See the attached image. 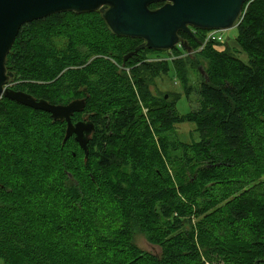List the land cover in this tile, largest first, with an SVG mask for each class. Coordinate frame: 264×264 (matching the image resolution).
Returning <instances> with one entry per match:
<instances>
[{
    "label": "trees",
    "instance_id": "16d2710c",
    "mask_svg": "<svg viewBox=\"0 0 264 264\" xmlns=\"http://www.w3.org/2000/svg\"><path fill=\"white\" fill-rule=\"evenodd\" d=\"M236 30L239 51L212 42L193 58L176 47L124 61L142 41L111 34L99 12L22 26L6 58L13 90L55 105L87 95L99 119L85 159L64 122L0 99V264H264V0L245 1ZM162 53L176 57L147 61ZM172 70L195 109L179 115L172 93L148 115L102 117L146 102ZM181 123L197 137L182 141Z\"/></svg>",
    "mask_w": 264,
    "mask_h": 264
},
{
    "label": "water",
    "instance_id": "95a60500",
    "mask_svg": "<svg viewBox=\"0 0 264 264\" xmlns=\"http://www.w3.org/2000/svg\"><path fill=\"white\" fill-rule=\"evenodd\" d=\"M246 0H0V99L6 98L21 106L48 113L54 122H65L67 141L72 134L85 159L94 124L72 125L70 117L82 110L84 101L65 105L50 104L43 99L11 89L14 74L6 68V58L25 24L53 14L72 12L77 15L99 12L111 34L141 40L124 61L145 49L170 52L176 47L187 53L191 48L179 36L194 37L192 30L226 31L236 28L243 16ZM162 3L151 9L153 4ZM200 45V42L198 43ZM167 97V96H166Z\"/></svg>",
    "mask_w": 264,
    "mask_h": 264
},
{
    "label": "rangeland",
    "instance_id": "374dc122",
    "mask_svg": "<svg viewBox=\"0 0 264 264\" xmlns=\"http://www.w3.org/2000/svg\"><path fill=\"white\" fill-rule=\"evenodd\" d=\"M221 36L223 38L222 45L223 47H229L232 50L239 51L236 38H237V30L236 28H232L226 31H220ZM221 47V46H220ZM197 52L190 51L189 53H185L189 58H193ZM236 55L241 58L242 60H246L245 55L242 53H236ZM175 55L166 54H148L147 61L149 62H160V61H171L175 58ZM185 57V56H184ZM198 68V71H197ZM198 73L203 74V71L201 69V66L196 67L195 69H192L190 72L191 80L193 82H198ZM174 71H170L167 77H162L161 79H156L154 82L150 83L148 85V92H149V98L145 101H140L141 105H138V114L141 115L144 114V111H146V108L154 105H159L162 99H164L167 102H170L173 100L172 93L180 94L179 100L176 102V111L179 115H185L189 111H192L197 107V96L195 93H192L189 96V99L186 98L181 86L179 83H177L174 79ZM13 86V83H11L10 87L11 89ZM167 96V97H166ZM166 97V99H165ZM146 104L148 107H146ZM177 135H179L180 139L184 142H190V140L193 138L195 139L197 136L193 133L194 126L192 124L188 123H181L174 126ZM195 221V220H194ZM194 221L192 224H194ZM196 222V221H195ZM186 227V226H185ZM188 228V227H186ZM135 244L142 250L147 251L152 254L158 255L160 253V248L158 246L151 245L147 242L144 236L137 234L135 236Z\"/></svg>",
    "mask_w": 264,
    "mask_h": 264
},
{
    "label": "flooded vegetation",
    "instance_id": "af4514ba",
    "mask_svg": "<svg viewBox=\"0 0 264 264\" xmlns=\"http://www.w3.org/2000/svg\"><path fill=\"white\" fill-rule=\"evenodd\" d=\"M192 31L194 32V34H196L198 32L197 30H192ZM198 33L200 35H202L203 31L200 30ZM194 39H195V41L197 43L200 42V40L195 35H194ZM187 45L190 48H192V46H193V44H188V43H187ZM83 92L86 95V88H84V87H83ZM86 97H87V95L85 97H81V98H74V99H72V100H70L68 102V103H70V102L75 101V100L84 101V107L82 108V110L73 113L72 116L70 117V121H71L72 125H75V124L80 123V122H84V123H86V122H92L94 124V131L92 132V134H93L94 132H96L95 122L99 118L95 116V113L90 112L88 110V107H87L88 104H87V101H86ZM165 99H166V97H165ZM68 103H66V104H68ZM139 105L142 107L140 101H139ZM126 108H131L133 110L134 115L138 114V106L137 107L136 106H132L131 104L130 105H125L123 103L122 105H119V106L115 107L112 111L108 112L107 115L104 114L102 117L103 118L110 117L111 119L123 118V115L126 114L125 111H123V110L126 109ZM145 115H148V109L147 108H146V111H144V116ZM65 125H66V123H65ZM74 137H75V135L72 134V136L70 138H72L74 140Z\"/></svg>",
    "mask_w": 264,
    "mask_h": 264
},
{
    "label": "built area",
    "instance_id": "2783aa9c",
    "mask_svg": "<svg viewBox=\"0 0 264 264\" xmlns=\"http://www.w3.org/2000/svg\"><path fill=\"white\" fill-rule=\"evenodd\" d=\"M215 42L217 44L222 45L223 42V38L221 36V32L220 31H205V34L202 37V41L198 47V50H196L195 52L201 50L203 47H205L206 45H208L209 43ZM194 52V51H192ZM187 53V52H185Z\"/></svg>",
    "mask_w": 264,
    "mask_h": 264
}]
</instances>
